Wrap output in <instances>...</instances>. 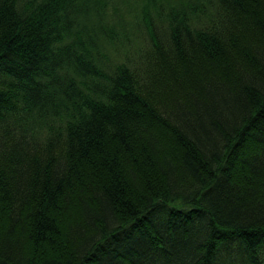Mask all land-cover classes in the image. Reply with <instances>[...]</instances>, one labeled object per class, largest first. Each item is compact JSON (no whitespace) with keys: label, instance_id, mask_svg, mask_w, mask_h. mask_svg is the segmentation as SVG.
<instances>
[{"label":"trees","instance_id":"obj_1","mask_svg":"<svg viewBox=\"0 0 264 264\" xmlns=\"http://www.w3.org/2000/svg\"><path fill=\"white\" fill-rule=\"evenodd\" d=\"M0 264H264V0H0Z\"/></svg>","mask_w":264,"mask_h":264}]
</instances>
